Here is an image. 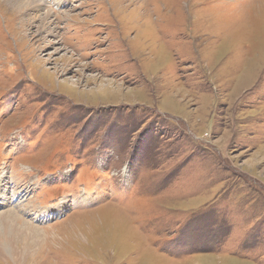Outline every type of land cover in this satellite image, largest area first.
Wrapping results in <instances>:
<instances>
[{
    "label": "rangeland",
    "instance_id": "374dc122",
    "mask_svg": "<svg viewBox=\"0 0 264 264\" xmlns=\"http://www.w3.org/2000/svg\"><path fill=\"white\" fill-rule=\"evenodd\" d=\"M44 1L0 0V264H264V0Z\"/></svg>",
    "mask_w": 264,
    "mask_h": 264
},
{
    "label": "bare ground",
    "instance_id": "6f19581e",
    "mask_svg": "<svg viewBox=\"0 0 264 264\" xmlns=\"http://www.w3.org/2000/svg\"><path fill=\"white\" fill-rule=\"evenodd\" d=\"M48 1L49 2H53L55 4V6L58 8L59 6H62L63 4H65L66 2H68L69 0H48ZM7 3H8V6L11 5V6L15 7V11H17V12H19V10L22 7H25L26 6L27 8H30L33 11L36 12L34 15H36L38 13L39 14L38 16L33 17V18H37V19H42L41 21L43 23L42 24L40 23L41 25H40V27H38V29L39 28L40 29L45 28L44 25L47 24V23H49L47 21V19L51 15L50 12H49L50 10L48 12H44L43 14L40 13L45 8L46 2L44 0H8ZM106 211H109V210H106ZM8 218H10V219H8ZM8 218L6 216L4 218V226H3V230H2V232H3V238H5L6 235L8 234L7 233V228L8 227H11L14 230H17L16 229L17 226H16V224H13V220L11 219V217H8ZM101 224H103V223L101 222ZM12 245L13 244H11L10 246H12ZM3 248H5V250ZM7 248H8V245H7L6 242H0V255L4 256L3 253L6 252V249Z\"/></svg>",
    "mask_w": 264,
    "mask_h": 264
},
{
    "label": "trees",
    "instance_id": "16d2710c",
    "mask_svg": "<svg viewBox=\"0 0 264 264\" xmlns=\"http://www.w3.org/2000/svg\"><path fill=\"white\" fill-rule=\"evenodd\" d=\"M32 144H34V139H33V141H32ZM199 223V221L198 220H195L194 222H193V226L194 225H196V224H198ZM188 224V223H187ZM185 225V227H184V229L185 230H188V229H186V224H184ZM179 231H182V229H180ZM211 232V231H210ZM225 236L226 235H223V238L225 239ZM217 238V242H218V238H219V236H217L216 237ZM197 240L198 239H196V240H193L191 243H190V250L188 251V254L189 253H191V252H206V249L205 248H202V247H199L196 243H198L197 242ZM196 242V243H195ZM224 243V242H223ZM222 243V244H223ZM171 249H175V245H172V248ZM177 249V248H176ZM176 249L174 250L175 252H176ZM187 254V253H186Z\"/></svg>",
    "mask_w": 264,
    "mask_h": 264
}]
</instances>
